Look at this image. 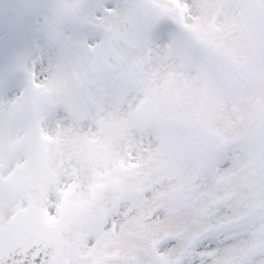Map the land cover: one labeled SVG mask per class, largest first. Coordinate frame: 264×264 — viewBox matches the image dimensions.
Returning <instances> with one entry per match:
<instances>
[{"label":"snow or ice","instance_id":"1","mask_svg":"<svg viewBox=\"0 0 264 264\" xmlns=\"http://www.w3.org/2000/svg\"><path fill=\"white\" fill-rule=\"evenodd\" d=\"M0 264H264V0H4Z\"/></svg>","mask_w":264,"mask_h":264}]
</instances>
